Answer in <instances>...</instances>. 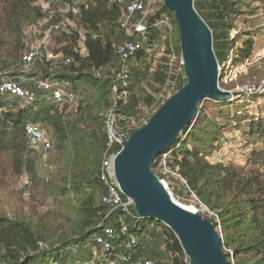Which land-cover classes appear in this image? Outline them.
<instances>
[{
	"label": "trees",
	"instance_id": "1",
	"mask_svg": "<svg viewBox=\"0 0 264 264\" xmlns=\"http://www.w3.org/2000/svg\"><path fill=\"white\" fill-rule=\"evenodd\" d=\"M36 1L0 0V75L17 76V71L24 66L23 56L28 47L24 43L23 28L44 15L41 8L34 5ZM131 1L82 0L78 24L85 31L82 36L86 55L81 56L75 52L74 47L66 48L63 52L72 56L71 64L54 68L48 62L37 61L33 67L35 73L41 72L42 78L53 76L71 81L76 92L80 91L84 83L88 96V105L83 113L86 119L63 118L60 109L51 100H40L35 109L21 106L19 100L0 96V185L9 180L16 182L24 171L32 176L33 185L30 210L24 211L21 207L14 215H8L3 208L0 210V264H50V261L51 264H75L78 260H85L90 253L86 243L98 232L99 226L107 221L109 214V208L100 202L104 190L98 175L102 153L107 144L105 116L104 113L101 115L107 95L116 87L119 91L124 88L129 90L124 84L128 82L122 83L119 78L121 74L128 75L127 72L131 75L128 80H132L136 88L150 71H154L153 83L157 85L153 84L155 95L166 89L170 81L168 86L172 94L187 81L185 75L177 79L169 75L166 66L168 56L162 57L163 64L159 67H151L152 62L144 57L148 51L146 45L151 46L157 39L164 37L152 24L160 13H167L172 19L174 27L171 38L177 54L181 55L179 29L173 12L164 5V0H156L152 6L155 13L148 17L147 32L144 35H137L134 31L129 33L128 25L124 22V12ZM143 1L147 4L150 0ZM253 1L261 3L264 16V0ZM238 5V0H195L196 9L213 31L214 49L220 63L227 57H231L234 64L251 60L253 40H245L243 46L234 51L228 50L224 55L228 44L225 40L221 44L215 31L220 26L223 29L222 38L227 39L233 24L225 25V22L234 15ZM207 7L211 17L215 18L214 22L210 16L206 17L202 13V9ZM80 33L78 29L73 35L75 42L80 39ZM171 38L164 37V52L165 46L169 51ZM127 39L139 41L143 47L133 58L123 60L116 46ZM132 59H136V64L130 63ZM162 94L164 98L158 99L160 101L151 95L146 96L148 107L154 102L158 104L149 113L147 120L131 130V133L141 128L168 99V96L165 98V94ZM130 97L123 111L136 114L139 96L135 92ZM81 103L80 100L77 111ZM113 104L114 100L108 109ZM223 104H215L218 106L215 114L223 112L219 108ZM30 109L32 114L26 115ZM116 110L121 111V108L117 106ZM94 111L98 114L94 115ZM231 119L229 123L236 125L235 120ZM27 120L41 122L52 130L51 139L59 157L56 160L57 171L47 180L35 176V157L24 129ZM79 121L88 123L92 130L91 136L84 135V129L78 127ZM193 121L190 129L192 123L183 130L187 138L182 140L169 158L170 167L178 169L186 182L180 178L174 179L180 182L190 196L194 197L195 194L203 204L217 212L222 227V245L233 251L234 262L231 264H264V119H251L249 122L248 133L258 138L261 146L253 148L246 167L218 160L211 162L208 154L220 139L221 132L225 134V127L207 117L201 109ZM182 135L173 145L179 143ZM158 159L159 156L152 169L163 179L165 175L160 170V173L156 171ZM90 188L94 192L89 191ZM95 190L100 191V196L96 195ZM41 197L54 198V208L43 214L37 210ZM60 218L64 222L57 226L56 220ZM211 220L219 227L214 217ZM140 223L141 220H137L132 224L138 239L128 264L147 259L153 260L155 264H186L185 251L170 227L163 223L146 227ZM79 242L81 244L78 245ZM42 243L48 246L42 248ZM227 255L231 260L229 252Z\"/></svg>",
	"mask_w": 264,
	"mask_h": 264
},
{
	"label": "built area",
	"instance_id": "2",
	"mask_svg": "<svg viewBox=\"0 0 264 264\" xmlns=\"http://www.w3.org/2000/svg\"><path fill=\"white\" fill-rule=\"evenodd\" d=\"M38 1L42 9H53L50 11V18L59 14L61 17L68 16L78 21L81 15L80 4L82 0L74 2L63 0ZM154 4H156V0H150L147 4L143 0H132L126 6L124 22L128 25L129 33L134 31L137 35H144L147 32L149 23L148 17L155 13L152 8ZM152 24L156 28L164 27L166 29L165 38L172 37L174 24L167 13H160L159 16L153 20ZM64 27V21L62 19L58 20L54 22L48 30L44 31V38L38 46L31 47L32 44H27L28 50L23 56V72L25 73L14 77L7 74L0 75V96H6L10 100H19L21 106L34 107L40 100H51L53 103H56L60 111L68 107L77 110L80 95L79 92L75 91L71 81L53 76L42 78L38 73L31 72L37 61L48 62L54 68L67 66L73 62L72 56L65 55L62 50L54 51L48 48L53 34L60 33ZM73 29L78 31L77 25H75ZM37 32H39L38 26L33 25L28 27L25 34L28 37L31 36L32 33L35 34ZM78 42V47L74 48L75 52L79 53L81 56H85L87 50L82 35ZM142 47L143 45L139 41L127 39L116 46V51L123 60H128L133 58ZM167 56L169 60L166 66L169 75L175 76V79L182 75L184 76V60L182 55L177 54L172 38L170 40ZM249 61L250 59H246L243 62L249 63ZM231 62L233 63L232 58L227 57L222 64L220 63V80L223 72L225 74L223 75V79L228 75L226 73H231ZM243 62H241V64ZM170 83L171 81L168 85H170ZM124 84L126 85V83ZM219 85L221 87V81H219ZM118 89L119 88L116 87L114 90L116 92L114 104L104 114V130L107 136V144L102 153V162L98 173L104 190V194L100 197V202L109 208V214L107 221H104L99 226L98 232L86 243L90 251L89 256L85 260H78L75 264H128L132 259V250L137 245V234L132 229L130 222L141 220L142 217L137 215L132 200L125 196L120 189L116 180L114 168V160L122 148L123 142L126 141L131 134L127 122L132 119V117H126L120 113L121 111L116 110L117 106H119V101H123L120 96L121 92H123V95H127L128 93V89L124 88L122 91ZM245 90L246 89L239 91L245 92V94L248 95L259 93L264 97V83L259 86H249V88ZM123 103L127 104L128 101H123ZM193 122L189 129L193 126ZM24 129L30 147L39 152H43V156H47L54 148L51 135L43 125L33 121H26ZM182 140H184L183 137L178 144L172 145L159 155L157 167L160 172L165 175V178L161 180L166 185V180L169 176L180 178L184 183L186 182L178 169H172L169 165V158L180 146ZM223 144L225 147L223 148L224 151L231 147L228 140H225ZM25 183L27 184L28 181L26 180ZM194 200L196 201L195 206H187L190 210L196 212L205 207L195 194ZM203 211L211 217L215 216L218 218L217 214L207 207H205ZM136 264H155V262L151 259H147L138 260ZM186 264H190L187 254Z\"/></svg>",
	"mask_w": 264,
	"mask_h": 264
},
{
	"label": "rangeland",
	"instance_id": "3",
	"mask_svg": "<svg viewBox=\"0 0 264 264\" xmlns=\"http://www.w3.org/2000/svg\"><path fill=\"white\" fill-rule=\"evenodd\" d=\"M73 1H80V0H73ZM162 1V0H161ZM238 7L236 8L234 15H231V17L228 18V21L225 22L226 24H233V28L229 31V34L227 36V39L222 38V31L223 29L219 28L216 31V34L219 35L220 43L224 44L223 40H225V43L228 44L227 50L224 52L227 53L228 50H236L237 47H241L244 45V41L251 39L254 42L253 47V53L251 56V60L249 63L243 62L233 64L231 62L230 68L231 73L226 75L223 79V74L221 78V87L224 90H234L238 91L243 89H248L249 86H259L264 83V16H263V9L261 7V3L254 2L253 0H238ZM35 6L41 8L39 1H36ZM42 12L44 15L39 17L35 22L26 24L23 28V37H24V43L27 46V44H32L31 47L38 46L39 43L42 42L44 38V31L48 30L51 25L56 20H63L65 27L64 29L57 34H53V37L51 41L49 42L48 48L49 50L54 51H63V49L71 48V47H78L79 42H75L73 40V35L76 33V31L73 29L75 25H77L78 29L81 31V35L84 34V29L82 30L78 24V21H75V19L65 16L61 17L59 14H56L54 17L50 18L51 10H45L42 9ZM202 13L207 17H211L209 12V7L202 9ZM211 21L214 22L215 18L212 16ZM36 25L38 26L39 32L32 33L31 36H26L25 32L27 31L29 26ZM224 25V26H225ZM218 39V40H219ZM173 42V41H172ZM174 44V42H173ZM23 51V54L26 51ZM215 48V47H214ZM167 46L165 49V52L163 54L164 56H167L168 50ZM216 52V51H215ZM167 58V57H166ZM220 61V60H219ZM221 61H223V57L221 58ZM155 66L151 67H159L163 63L156 61ZM223 63V62H222ZM221 63V64H222ZM128 68V67H127ZM24 68L19 69L17 72L19 74H23ZM128 70V69H126ZM32 73H35L31 71ZM38 72V71H36ZM128 75L121 74L119 78H121L122 83L123 81H127L126 86L129 87L127 95H123V92H121L120 96L121 99L125 102L128 101L131 95H134L135 92L139 96L140 102L139 106L136 109L138 111L136 114H126L125 111H123V107L126 105L123 103V101H119V108H121V112L125 114L126 116L132 117V119L127 122L130 131L133 129H136L143 124L147 120V116L149 113L153 110H155V106L158 104V102H154L151 107L147 106V100L146 96L151 95L155 100L160 101L158 99L163 100V94H165V98L169 95H172V90H170V87L167 86L166 89L159 94L155 95V91L153 89V79H154V71H150L147 75L143 83L137 85L136 88H134V85L132 84L131 75L129 72H127ZM41 76V72L38 73ZM101 76V75H100ZM128 78H130L128 80ZM131 81V84H130ZM223 83V84H222ZM119 84H121L119 82ZM129 84V85H127ZM132 85V86H131ZM155 85V84H154ZM157 86V85H155ZM79 89L80 93V100L82 101L81 106L79 107V110L77 111L75 108H64L60 111V114H63V118H79L84 117L86 119V115H84V111L87 108L88 100H87V92L85 88V84L83 83ZM245 90V91H246ZM165 91V92H164ZM245 92H242V94L236 95L233 97V99L222 101L221 103H225L221 105V108L223 112H220V114H215V109L218 106L217 102L213 100H204L201 106V111L209 118H213L216 120V122L221 125L224 128V133L221 132L220 139L217 140L214 143V147L211 153H209V160L214 163L215 160L222 161L223 163H234L237 166L246 167L250 160V154L253 148L260 147L261 141L256 138L255 136H251L248 133L249 130V122L251 119L258 120L263 118L264 119V97L257 93V94H245ZM115 96V91L111 89V92L107 95L103 105V109L101 112V115L106 113L108 110V107L112 104ZM125 96V97H124ZM167 97V98H168ZM237 98V99H236ZM154 100V101H155ZM55 106L57 107L56 103L54 102ZM38 104L34 106L36 109ZM59 108V107H58ZM142 111V112H140ZM26 115L32 114V110L26 111ZM98 112L94 111V115H97ZM122 114V115H123ZM100 115V113H99ZM100 115V116H101ZM103 116V115H102ZM233 118L236 122V125L233 123H229L232 121ZM31 121V120H27ZM86 122V121H85ZM79 121L78 127H81L84 129V135L87 137L91 136V127H88V123ZM195 122V121H194ZM229 124H227V123ZM43 125L47 131L52 135L51 128L47 127L45 124L41 122H35ZM183 138H187V133H183ZM225 140H228L231 144V147L225 149L223 142ZM32 149V148H31ZM32 154L35 157V165H36V175L38 178L47 180L49 179L55 172L57 171V164L56 160L59 157L58 151L56 149V146L47 154V156H43V152H39L37 150L32 149ZM157 167V166H156ZM156 171L159 172V169L156 168ZM160 173V172H159ZM176 177L169 176L166 180V183L172 192L173 196L177 201H179L182 204H185L186 206H195L196 201L193 200L194 197L190 196L188 192L181 186L180 182L177 181V179H174ZM28 181L26 184L25 181ZM13 180H9L7 182H4V184L0 185V210L2 208L6 210L8 215H14L15 211L22 209L24 211L30 210L32 206V176L27 172L24 171L19 179L16 182H12ZM170 181V182H169ZM12 182V183H10ZM183 182V181H182ZM10 183V185L8 184ZM172 185V187H171ZM91 192H94V189L90 188ZM96 195L100 196V191L95 190ZM99 202V197L97 199V203ZM37 206V210L39 213H46L48 210H51L54 208V198L49 197H41L40 202ZM203 206L209 208L207 205L203 204ZM202 206V207H203ZM200 207V206H199ZM201 208V211L206 215V213L203 211L205 208ZM210 209V208H209ZM211 210V209H210ZM214 211V210H212ZM216 214L217 212L214 211ZM210 219L213 218L206 215ZM218 216V214H217ZM214 218L217 220L219 224V230L222 231V227L220 224V218ZM64 222L63 218H60L56 220V224H61ZM131 225L134 224L133 221L130 222ZM151 224H162L161 222L157 221L156 219L152 218H142L141 219V226L149 227ZM49 243V242H48ZM51 245V243H49ZM81 244V242L78 243V245ZM48 244H41L42 248H46ZM224 251L227 253L229 252L231 255L230 262L233 261L232 255L233 251L232 249L228 247H223ZM66 260V259H63ZM234 262V261H233ZM232 262V263H233ZM51 264V261L49 262Z\"/></svg>",
	"mask_w": 264,
	"mask_h": 264
},
{
	"label": "water",
	"instance_id": "4",
	"mask_svg": "<svg viewBox=\"0 0 264 264\" xmlns=\"http://www.w3.org/2000/svg\"><path fill=\"white\" fill-rule=\"evenodd\" d=\"M164 5L178 25L187 81L123 142L114 160L116 180L139 217L156 219L175 232L190 264H231L222 245V231L201 210L194 212L177 201L152 165L179 140L204 100L222 102L242 92L220 87L213 31L195 0H164Z\"/></svg>",
	"mask_w": 264,
	"mask_h": 264
},
{
	"label": "crops",
	"instance_id": "5",
	"mask_svg": "<svg viewBox=\"0 0 264 264\" xmlns=\"http://www.w3.org/2000/svg\"><path fill=\"white\" fill-rule=\"evenodd\" d=\"M158 30L162 35H165L166 29L164 27L158 28ZM146 48L148 51L144 57L155 66V63H157L156 61L159 60V62H161L164 54V37L159 40L157 39L151 46L146 45ZM130 63L136 64V59H132Z\"/></svg>",
	"mask_w": 264,
	"mask_h": 264
},
{
	"label": "bare ground",
	"instance_id": "6",
	"mask_svg": "<svg viewBox=\"0 0 264 264\" xmlns=\"http://www.w3.org/2000/svg\"><path fill=\"white\" fill-rule=\"evenodd\" d=\"M237 99V98H236Z\"/></svg>",
	"mask_w": 264,
	"mask_h": 264
}]
</instances>
